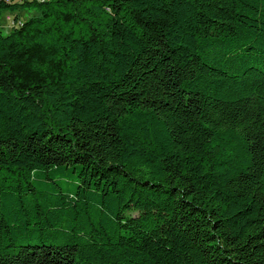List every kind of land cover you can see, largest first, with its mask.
<instances>
[{
  "label": "trees",
  "instance_id": "1",
  "mask_svg": "<svg viewBox=\"0 0 264 264\" xmlns=\"http://www.w3.org/2000/svg\"><path fill=\"white\" fill-rule=\"evenodd\" d=\"M0 264H264V0H0Z\"/></svg>",
  "mask_w": 264,
  "mask_h": 264
},
{
  "label": "rangeland",
  "instance_id": "2",
  "mask_svg": "<svg viewBox=\"0 0 264 264\" xmlns=\"http://www.w3.org/2000/svg\"><path fill=\"white\" fill-rule=\"evenodd\" d=\"M37 15L38 13L36 11H24L19 14V20H16V14L12 15L10 12H5L1 18L3 34L5 36L10 34V32L19 27L22 22H25Z\"/></svg>",
  "mask_w": 264,
  "mask_h": 264
},
{
  "label": "built area",
  "instance_id": "3",
  "mask_svg": "<svg viewBox=\"0 0 264 264\" xmlns=\"http://www.w3.org/2000/svg\"><path fill=\"white\" fill-rule=\"evenodd\" d=\"M16 1H25V0H16ZM27 1H36L39 3L47 2L48 0H27Z\"/></svg>",
  "mask_w": 264,
  "mask_h": 264
},
{
  "label": "crops",
  "instance_id": "4",
  "mask_svg": "<svg viewBox=\"0 0 264 264\" xmlns=\"http://www.w3.org/2000/svg\"><path fill=\"white\" fill-rule=\"evenodd\" d=\"M10 14L15 15V14H13V13H10Z\"/></svg>",
  "mask_w": 264,
  "mask_h": 264
}]
</instances>
